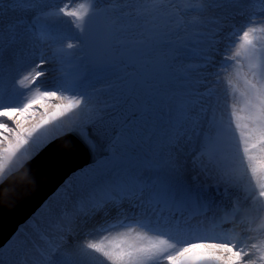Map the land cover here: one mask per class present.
I'll use <instances>...</instances> for the list:
<instances>
[{
  "label": "snow or ice",
  "instance_id": "obj_1",
  "mask_svg": "<svg viewBox=\"0 0 264 264\" xmlns=\"http://www.w3.org/2000/svg\"><path fill=\"white\" fill-rule=\"evenodd\" d=\"M46 63L54 86L24 99ZM76 140L90 163L0 264H264V0H0V183Z\"/></svg>",
  "mask_w": 264,
  "mask_h": 264
},
{
  "label": "water",
  "instance_id": "obj_2",
  "mask_svg": "<svg viewBox=\"0 0 264 264\" xmlns=\"http://www.w3.org/2000/svg\"><path fill=\"white\" fill-rule=\"evenodd\" d=\"M65 147L63 141L50 143L26 163L25 169L0 184V242L12 237L74 169L90 163L91 156L79 140L70 153Z\"/></svg>",
  "mask_w": 264,
  "mask_h": 264
},
{
  "label": "rangeland",
  "instance_id": "obj_3",
  "mask_svg": "<svg viewBox=\"0 0 264 264\" xmlns=\"http://www.w3.org/2000/svg\"><path fill=\"white\" fill-rule=\"evenodd\" d=\"M54 2L57 5H61L62 6L66 2V0H54ZM88 2H89V0H73L74 6H77V7H78L79 3H88ZM64 19L65 20H68L69 18L65 17ZM49 64H50V66L54 67V65L51 64V63H46L44 66H47V65L49 66ZM56 76H57V73H55L53 70L51 72H45V75L41 76L38 80H36L35 83L28 82L25 86H23V88L21 90L22 91H28L27 90L28 87L37 88V89L39 88L40 90H45L47 87H49V86H51L52 84L55 83V81H54V83H53V81L50 82V79L54 80L56 78ZM235 80L236 81H232L233 85H235V88L234 89L233 88H230L229 91L230 92H234L235 95H236V98L239 99V89L242 87V81L237 80L236 78H235ZM33 92L37 93V90L36 91H33ZM30 93L31 92H29L28 95ZM28 95L24 99H28V97H29ZM62 102H64V101H61V100H58V99H45L44 102H42V103L39 104V106H36V104H35L34 107H35V110L36 111H33L34 112V115H29L27 117V122L25 123V125L27 126L28 124H32L34 126V125L39 124L40 121L46 115H50L52 112L55 111V108H54V105L55 104L62 103ZM41 105L44 106L45 113H44ZM64 117H67V116H64ZM59 119H61V117ZM59 119L53 120L48 125H45L44 127L38 129V131L33 136V140H35L37 137H40V138L43 139L44 133L46 131H48L49 134H48L47 138L45 139V142H47L48 137H50L55 132V129L57 127V123H58ZM8 123L10 125H12V123H10V122H8ZM49 144L50 143H48L47 146ZM32 147H33V144L31 142H30L29 145L25 146V148L30 153H33L32 152L33 151ZM21 151L23 152L24 149H22ZM19 155L20 154H18V156ZM31 159L32 158L30 157L28 160L25 161V163L28 162V161H30ZM27 235L29 236V239H32L34 242L35 241H38V243H39L40 241H42L40 239V237L37 239V236H40L37 232L31 231V232H28Z\"/></svg>",
  "mask_w": 264,
  "mask_h": 264
},
{
  "label": "bare ground",
  "instance_id": "obj_4",
  "mask_svg": "<svg viewBox=\"0 0 264 264\" xmlns=\"http://www.w3.org/2000/svg\"><path fill=\"white\" fill-rule=\"evenodd\" d=\"M53 68H54V67L50 66V64H49V66H48V65H47V66H44V71H45V72H51V71L53 70ZM55 79H56V78H55ZM55 79H54V80L50 79V82L53 81V83H54ZM233 81H236L235 78H233ZM39 83H40V82H39ZM29 88H31V91H29V92H31V93L28 95V96H29L28 99H30V98H34L35 96L38 95L37 93L33 92V91H36L37 88L28 87L27 90H28ZM49 89H51V88H49ZM29 92H28V93H29ZM46 99H47V98H46ZM44 100H45V99H44ZM44 100H43V101H40V102H38V103H36V106H39V104L42 103V102H44ZM34 105H35V104H34ZM34 105L32 106V110H31L32 112H33V111H36ZM41 107H42V109H43V111H44V113H45L44 106L41 105ZM229 111H230V109H225V110H224L225 118H228V112H229ZM67 119H68V117H61V119H59V121H58V123H57V126L63 125V124L65 123V121H67ZM8 122L12 123V121H8ZM32 126H33L32 124H28L27 126L25 125V127H32ZM56 129H57V127H56ZM56 129H55V130H56ZM46 134H47V136H48L49 132L46 131V132L44 133L43 139H46V138H47ZM32 149H33L32 152L34 153V149H35V146H34V145H33ZM35 150L38 151V149H35ZM38 234H39V233H38ZM39 237H40V236H37V239H38ZM34 243H36L37 246H39V245L43 244L44 242H43V241H40V242L38 243V241H35ZM41 246H42V245H41Z\"/></svg>",
  "mask_w": 264,
  "mask_h": 264
}]
</instances>
